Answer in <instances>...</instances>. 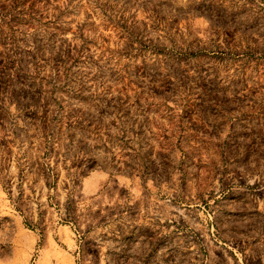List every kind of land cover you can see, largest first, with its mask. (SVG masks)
Instances as JSON below:
<instances>
[{"label": "rangeland", "instance_id": "374dc122", "mask_svg": "<svg viewBox=\"0 0 264 264\" xmlns=\"http://www.w3.org/2000/svg\"><path fill=\"white\" fill-rule=\"evenodd\" d=\"M0 264H264V0H0Z\"/></svg>", "mask_w": 264, "mask_h": 264}]
</instances>
